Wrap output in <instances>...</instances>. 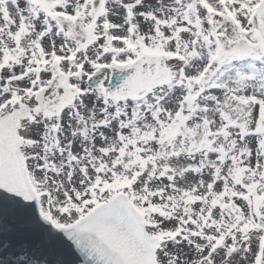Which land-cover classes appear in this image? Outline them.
Wrapping results in <instances>:
<instances>
[{
    "label": "snow or ice",
    "instance_id": "snow-or-ice-1",
    "mask_svg": "<svg viewBox=\"0 0 264 264\" xmlns=\"http://www.w3.org/2000/svg\"><path fill=\"white\" fill-rule=\"evenodd\" d=\"M0 264H264V0H0Z\"/></svg>",
    "mask_w": 264,
    "mask_h": 264
}]
</instances>
